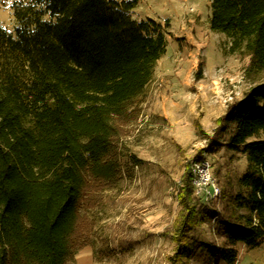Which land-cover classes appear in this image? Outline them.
Returning <instances> with one entry per match:
<instances>
[{"label": "trees", "instance_id": "1", "mask_svg": "<svg viewBox=\"0 0 264 264\" xmlns=\"http://www.w3.org/2000/svg\"><path fill=\"white\" fill-rule=\"evenodd\" d=\"M138 4L15 0L14 29L0 25V264L73 261L95 243L87 211L103 204L129 164H138L119 140L139 118L141 97L168 46V24L136 19ZM210 8V28L249 56L246 74L264 75V0H211ZM263 133L264 81L228 102L195 155L227 144L247 160L221 193L227 247L213 249L226 264L238 260L239 244L264 243ZM179 183L172 264L210 246L198 233L209 211L195 195L190 162Z\"/></svg>", "mask_w": 264, "mask_h": 264}, {"label": "rangeland", "instance_id": "2", "mask_svg": "<svg viewBox=\"0 0 264 264\" xmlns=\"http://www.w3.org/2000/svg\"><path fill=\"white\" fill-rule=\"evenodd\" d=\"M14 1L0 0V25L10 30L16 25ZM210 3L139 0L136 19L152 17L168 24L167 51L141 97V114L119 140L121 150L139 162L129 164V173L106 192L101 206L87 211L95 223V243L80 249L68 264H172L171 232L180 211L177 188L185 164L197 160L195 155L207 145L228 102L264 81V75L249 77V56L234 51L230 38L210 28ZM226 138L224 134L220 140L224 143ZM203 157L211 161L222 189L229 190L247 166L245 155L227 144ZM200 200L209 215L198 221V233L210 246L183 264H226L220 252L214 254V249L227 247L220 231L224 197ZM238 248L235 264H264V243Z\"/></svg>", "mask_w": 264, "mask_h": 264}, {"label": "built area", "instance_id": "3", "mask_svg": "<svg viewBox=\"0 0 264 264\" xmlns=\"http://www.w3.org/2000/svg\"><path fill=\"white\" fill-rule=\"evenodd\" d=\"M190 168L195 195L198 198L209 202L221 196L222 188L212 172V163L208 158L194 160Z\"/></svg>", "mask_w": 264, "mask_h": 264}]
</instances>
